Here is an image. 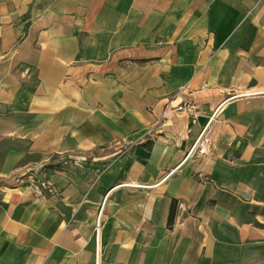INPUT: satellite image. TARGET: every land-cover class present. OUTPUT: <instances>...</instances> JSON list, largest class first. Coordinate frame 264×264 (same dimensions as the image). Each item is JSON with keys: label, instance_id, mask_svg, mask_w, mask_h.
I'll return each instance as SVG.
<instances>
[{"label": "crops", "instance_id": "obj_1", "mask_svg": "<svg viewBox=\"0 0 264 264\" xmlns=\"http://www.w3.org/2000/svg\"><path fill=\"white\" fill-rule=\"evenodd\" d=\"M0 264H264V0H0Z\"/></svg>", "mask_w": 264, "mask_h": 264}, {"label": "built area", "instance_id": "obj_2", "mask_svg": "<svg viewBox=\"0 0 264 264\" xmlns=\"http://www.w3.org/2000/svg\"><path fill=\"white\" fill-rule=\"evenodd\" d=\"M188 114L190 117H192L193 119H196L197 117V112H196V107L193 104H184V105H177L175 107H170L167 106L164 111L162 112V116H161V120H166L170 115H177V114ZM160 126H163L164 123L161 122V124H159ZM208 143L207 141L202 139V136L200 137L197 146L201 147L199 150L200 154H203L205 152V150L202 148L203 146H206ZM40 187L42 189H45L47 187L46 183H41ZM99 227H97L96 232L98 233Z\"/></svg>", "mask_w": 264, "mask_h": 264}, {"label": "trees", "instance_id": "obj_3", "mask_svg": "<svg viewBox=\"0 0 264 264\" xmlns=\"http://www.w3.org/2000/svg\"><path fill=\"white\" fill-rule=\"evenodd\" d=\"M175 210H176V203L173 201L171 204L169 217H168V227L171 228L174 224L175 220Z\"/></svg>", "mask_w": 264, "mask_h": 264}, {"label": "rangeland", "instance_id": "obj_4", "mask_svg": "<svg viewBox=\"0 0 264 264\" xmlns=\"http://www.w3.org/2000/svg\"><path fill=\"white\" fill-rule=\"evenodd\" d=\"M97 234V232H95Z\"/></svg>", "mask_w": 264, "mask_h": 264}]
</instances>
